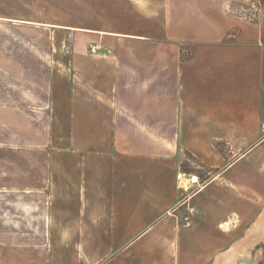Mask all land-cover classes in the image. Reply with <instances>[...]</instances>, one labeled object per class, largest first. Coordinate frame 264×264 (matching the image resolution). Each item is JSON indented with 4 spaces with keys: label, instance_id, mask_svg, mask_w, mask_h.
<instances>
[{
    "label": "crops",
    "instance_id": "1",
    "mask_svg": "<svg viewBox=\"0 0 264 264\" xmlns=\"http://www.w3.org/2000/svg\"><path fill=\"white\" fill-rule=\"evenodd\" d=\"M142 1L96 20L0 8V264H100L126 244L113 264H210L264 194V6ZM180 179L193 228L158 220Z\"/></svg>",
    "mask_w": 264,
    "mask_h": 264
},
{
    "label": "rangeland",
    "instance_id": "2",
    "mask_svg": "<svg viewBox=\"0 0 264 264\" xmlns=\"http://www.w3.org/2000/svg\"><path fill=\"white\" fill-rule=\"evenodd\" d=\"M252 1L254 2L252 7L243 8L238 6L236 10L244 13L249 19L255 20L264 6V0ZM134 2L143 3L142 0H24L21 4L0 5V8H8L16 14L20 13L22 16L46 17L68 13L74 16H94L96 20L114 11L124 16L129 15L132 12V4L133 7L134 5L137 6ZM141 7L145 8L146 5ZM27 30L28 38L32 40L42 39L46 36L44 33L37 32L35 26L32 25H29ZM223 149L227 151L224 146ZM196 168L197 164L194 159L186 156L179 175H183L185 171H195ZM201 172V183L203 184L211 178V175H207L206 171ZM187 186L188 182L185 179L179 180L177 187L181 193L178 192L176 200H174L173 196L166 199L167 203H173L174 201V204L168 209L171 210L173 216H169L166 212L159 213L160 217L158 220L164 222L166 220L174 221L176 226L194 227V218L198 215V211L193 205L192 198L196 190ZM109 215L110 213H108ZM186 218H190V220L188 221ZM229 220L231 225H229L228 231L223 232H227L225 234L232 237V240H230L229 245L222 248L210 264H223L225 260L221 257L229 251L232 253L230 264H264V194H253L250 205L240 206L239 210L235 211ZM127 245L112 253H109V250L113 246H108L107 257L100 264H113L119 252Z\"/></svg>",
    "mask_w": 264,
    "mask_h": 264
},
{
    "label": "bare ground",
    "instance_id": "3",
    "mask_svg": "<svg viewBox=\"0 0 264 264\" xmlns=\"http://www.w3.org/2000/svg\"><path fill=\"white\" fill-rule=\"evenodd\" d=\"M222 228L223 229H225V230H228V228H229V224H223L222 225ZM232 253H231V251H229V252H227V253H225V255H223L221 258H223V260H225V262L223 263V264H227V263H231V259L232 258H230L232 255H231ZM228 259V260H227ZM228 261V262H227Z\"/></svg>",
    "mask_w": 264,
    "mask_h": 264
},
{
    "label": "built area",
    "instance_id": "4",
    "mask_svg": "<svg viewBox=\"0 0 264 264\" xmlns=\"http://www.w3.org/2000/svg\"><path fill=\"white\" fill-rule=\"evenodd\" d=\"M100 52H101V47L100 46H98V45H95V46H91L90 47V53L91 54H93V55H98V54H100ZM262 130H263V132H264V125L262 126ZM186 220H190V218H186ZM187 224H190V223H187Z\"/></svg>",
    "mask_w": 264,
    "mask_h": 264
}]
</instances>
